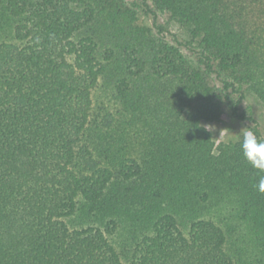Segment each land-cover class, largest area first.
<instances>
[{"label": "trees", "instance_id": "trees-1", "mask_svg": "<svg viewBox=\"0 0 264 264\" xmlns=\"http://www.w3.org/2000/svg\"><path fill=\"white\" fill-rule=\"evenodd\" d=\"M249 95L264 0H0V264H264Z\"/></svg>", "mask_w": 264, "mask_h": 264}, {"label": "rangeland", "instance_id": "rangeland-1", "mask_svg": "<svg viewBox=\"0 0 264 264\" xmlns=\"http://www.w3.org/2000/svg\"><path fill=\"white\" fill-rule=\"evenodd\" d=\"M162 21L169 22V26L172 31L179 32V27L174 22H170L167 16H164ZM248 104L251 105L254 111V116L260 123L262 132L264 133V105L261 104L253 95L248 96ZM207 127L212 132L215 142H229L236 141L238 135L241 133V129L247 127L245 124L235 123L230 120L228 116L222 121L209 123Z\"/></svg>", "mask_w": 264, "mask_h": 264}, {"label": "clouds", "instance_id": "clouds-1", "mask_svg": "<svg viewBox=\"0 0 264 264\" xmlns=\"http://www.w3.org/2000/svg\"><path fill=\"white\" fill-rule=\"evenodd\" d=\"M240 148L246 161L258 172H264V140H261L251 128L241 129ZM258 190L264 193V177L259 180Z\"/></svg>", "mask_w": 264, "mask_h": 264}]
</instances>
